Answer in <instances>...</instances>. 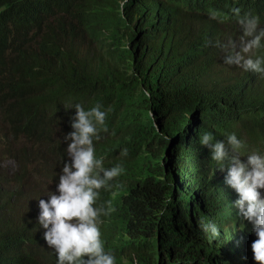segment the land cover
Segmentation results:
<instances>
[{
  "label": "trees",
  "instance_id": "obj_1",
  "mask_svg": "<svg viewBox=\"0 0 264 264\" xmlns=\"http://www.w3.org/2000/svg\"><path fill=\"white\" fill-rule=\"evenodd\" d=\"M245 17L264 30V0H0V264H58L34 205L70 159L76 104L106 113L95 156L122 169L96 205L115 264H256L227 166L200 143L235 133L242 160L264 155V72L225 62ZM243 54L264 67V38Z\"/></svg>",
  "mask_w": 264,
  "mask_h": 264
},
{
  "label": "clouds",
  "instance_id": "obj_2",
  "mask_svg": "<svg viewBox=\"0 0 264 264\" xmlns=\"http://www.w3.org/2000/svg\"><path fill=\"white\" fill-rule=\"evenodd\" d=\"M240 23L245 36L251 39L242 41V51H233L225 62L239 65L246 71L264 72L260 59L243 54L260 46L264 30L256 32L258 21L255 18L245 17ZM74 107L73 131L64 136V140L70 141L66 145L70 159L58 170V179L41 178L45 179L38 188H43L45 193L35 202L34 209L40 207L39 224L46 229L44 238L48 246L58 254V264H115L114 255L105 251L99 228V217L107 212L103 206L96 205L98 190L109 187V182L119 176L122 169L120 165L106 169L103 161L95 156L93 138L99 139L97 125H104L106 118L101 106L88 110L81 104ZM200 143L210 149L211 158L222 165L221 169L227 166V176L223 179L238 199L234 207L239 209L243 220L248 221L242 231H249V250L256 264H264V194L260 191L264 189V155L252 152L246 156V161L242 160L241 149L245 145L235 133L229 134L226 142H213L212 134L204 133ZM122 154L127 155V149ZM46 180L53 181L55 187L47 189ZM4 181L15 190L18 211L27 215L32 206L18 196L21 193L19 182L14 188L7 179ZM201 226L214 236L219 235L215 224L201 222Z\"/></svg>",
  "mask_w": 264,
  "mask_h": 264
},
{
  "label": "rangeland",
  "instance_id": "obj_3",
  "mask_svg": "<svg viewBox=\"0 0 264 264\" xmlns=\"http://www.w3.org/2000/svg\"><path fill=\"white\" fill-rule=\"evenodd\" d=\"M44 179H42V181H44ZM45 185H46L47 189H53L55 187L54 186V182L53 181H50V180H46L45 181Z\"/></svg>",
  "mask_w": 264,
  "mask_h": 264
}]
</instances>
